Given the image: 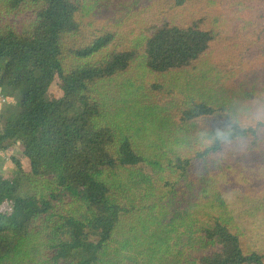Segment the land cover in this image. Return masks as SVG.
I'll return each mask as SVG.
<instances>
[{"label":"trees","instance_id":"obj_1","mask_svg":"<svg viewBox=\"0 0 264 264\" xmlns=\"http://www.w3.org/2000/svg\"><path fill=\"white\" fill-rule=\"evenodd\" d=\"M1 13L8 19L0 18V88L21 91V99L0 126V152L19 142L24 160L12 157L17 174L0 173V264L55 205L65 212L43 242L54 264H142L138 256L171 248L187 252L178 264H264V253L246 246L240 226L204 195L200 177L233 163L264 162V123L257 126L264 87L246 83L232 102L178 85L202 69L203 47L227 20L237 32L260 26L250 49L220 60L221 83L236 88L251 66L264 68V0H0ZM147 100L145 130L168 138L144 149L128 130L138 111L123 116L119 103ZM80 102L84 109L72 117ZM141 165L152 171L148 196L126 197L116 177L134 180ZM31 179L37 184L29 186ZM178 193L201 194L205 210L164 227L154 250H119L126 215L151 221ZM70 202L78 204L72 213ZM197 237L214 248L192 251Z\"/></svg>","mask_w":264,"mask_h":264},{"label":"rangeland","instance_id":"obj_2","mask_svg":"<svg viewBox=\"0 0 264 264\" xmlns=\"http://www.w3.org/2000/svg\"><path fill=\"white\" fill-rule=\"evenodd\" d=\"M129 11H131V5ZM1 14L0 18L4 15L3 18L5 20L8 19L7 15ZM229 25V20L225 22V25L221 24L222 32L219 36L212 38L203 47L199 56L202 69L192 76H184L179 82V86L190 92L200 90L206 96H214L218 99L226 96L232 102L237 99V92H240L246 83L250 87H264V68L260 65L251 66L249 71L242 75L239 85L236 83V88H231L228 85L229 83H221L220 69L217 68L220 60L227 57L240 56L250 49L252 47V33L260 26L257 24L237 32L233 31V28ZM233 68H239V64H235ZM211 70L213 71L211 72ZM230 81L235 83L236 77H231ZM204 87L206 88L205 90H203ZM20 99L21 91L11 94L9 89L0 88L1 127H4L5 121L9 116L18 111ZM149 100L137 106H129L130 102L126 104L119 103L123 109V116H125L124 114L138 111V119L134 118V116L129 117L128 130L134 140H141L145 143L143 145L144 149L149 148L148 143H151L153 148L160 143L166 144L168 138L167 134L162 133L159 129L153 130L155 133L153 137L148 130H145V119L150 115L148 114L150 113V105L147 104ZM84 107L85 104L80 102L74 107L70 115L73 117L79 114ZM12 157L24 160L22 147L19 142L0 152V173L12 175L17 172L18 168ZM252 162L257 161L253 160ZM134 175V180H131L127 173L119 174L116 178H120L118 181L121 189L126 191V197L134 191L137 193V200L139 196H142L144 200L148 196L152 171L141 165L140 168L137 167L134 170ZM200 177L203 179L202 185L205 186L204 195L209 192L208 199L211 203L220 208L225 218L231 219L240 226L244 244L264 253V162L260 161L252 164L249 162L233 163L222 170L214 171L210 169L209 174L200 173ZM37 182V179H31L29 186L36 185ZM27 187L28 180H24L19 190L24 193ZM191 203L197 204V207H191ZM65 207L55 205L52 214L45 219H40L36 228L31 230L28 236L23 239L16 255L4 264H54L50 261L48 255L44 256L43 242L54 234L56 217L58 214L65 212ZM76 208H78V204L70 202L69 211L72 213ZM198 208L205 210L201 194L195 193L191 197L187 193L184 195L178 193L170 201L169 209L152 213L151 221H148L145 216L140 217L137 212L126 215L125 218L128 219V222L123 227L122 244L121 246L118 245L119 250L123 249L127 255L134 256L136 250L152 249L150 245L155 244V240L166 234L167 230L165 231L164 227L170 229L172 225H178L186 214ZM213 244L211 241L197 237L192 239L189 246L192 251L203 252L214 248ZM170 250L171 252L165 255L138 256L137 259L142 264H178L188 256L187 252L173 254V248ZM110 257L111 255L105 258L108 259Z\"/></svg>","mask_w":264,"mask_h":264},{"label":"clouds","instance_id":"obj_3","mask_svg":"<svg viewBox=\"0 0 264 264\" xmlns=\"http://www.w3.org/2000/svg\"><path fill=\"white\" fill-rule=\"evenodd\" d=\"M220 119L223 121V120H226V119H228V118L225 117V116H221ZM261 123H264V120H259V121L257 122V126H258V124H261ZM226 130H227V129H218L217 131H218V132H225Z\"/></svg>","mask_w":264,"mask_h":264}]
</instances>
